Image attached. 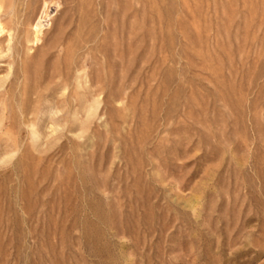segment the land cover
<instances>
[{"label":"rangeland","instance_id":"1","mask_svg":"<svg viewBox=\"0 0 264 264\" xmlns=\"http://www.w3.org/2000/svg\"><path fill=\"white\" fill-rule=\"evenodd\" d=\"M0 4V264H264V0Z\"/></svg>","mask_w":264,"mask_h":264},{"label":"bare ground","instance_id":"2","mask_svg":"<svg viewBox=\"0 0 264 264\" xmlns=\"http://www.w3.org/2000/svg\"><path fill=\"white\" fill-rule=\"evenodd\" d=\"M0 5H1V4H0ZM0 8H1V6H0ZM6 11H7V10H6ZM9 11H10V9H9L7 12H9ZM4 12H5V11H4ZM0 25H1V24H0ZM1 28H2V27H1ZM1 28H0V30L2 31ZM1 31H0V32H1ZM7 75H8V74H7ZM2 79H4V78H2ZM0 80H1V79H0ZM1 83H2V81H1ZM47 106H48V108H49V111H48L47 113L50 114V113L53 111V110L51 109L52 107H51V108L49 107V106H50L49 103H48ZM45 108H46V107H45ZM45 108H44V109H45ZM53 109H55V108H53ZM55 110H56V109H55ZM55 110H54V112H55ZM41 112H42V114H45V113H46V112L43 113V112H44L43 110H42ZM41 112H40V113H41ZM54 112H53L52 114H54ZM47 113H46V114H47ZM48 118H49V117H48ZM53 118H54V116H53ZM51 120H52V117H51ZM53 126H55V125H53ZM45 128H46V127H45ZM35 131H36V130H35ZM35 131L32 132V134L35 135L34 137H36V132H35ZM37 138H38V134H37ZM35 139H36V138H35Z\"/></svg>","mask_w":264,"mask_h":264}]
</instances>
